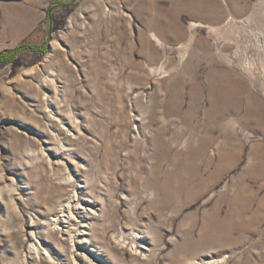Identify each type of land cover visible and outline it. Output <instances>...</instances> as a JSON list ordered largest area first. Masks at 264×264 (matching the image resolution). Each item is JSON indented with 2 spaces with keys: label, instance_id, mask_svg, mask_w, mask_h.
I'll return each instance as SVG.
<instances>
[{
  "label": "rangeland",
  "instance_id": "obj_1",
  "mask_svg": "<svg viewBox=\"0 0 264 264\" xmlns=\"http://www.w3.org/2000/svg\"><path fill=\"white\" fill-rule=\"evenodd\" d=\"M0 264H264V0H0Z\"/></svg>",
  "mask_w": 264,
  "mask_h": 264
},
{
  "label": "bare ground",
  "instance_id": "obj_2",
  "mask_svg": "<svg viewBox=\"0 0 264 264\" xmlns=\"http://www.w3.org/2000/svg\"><path fill=\"white\" fill-rule=\"evenodd\" d=\"M237 9V7H236ZM242 9H245V8H240V10ZM161 140H163L161 138ZM161 144L164 145V142H162ZM196 168L193 169V176L197 177L196 174ZM198 181L201 180V178L199 179V177H197ZM190 180V176L188 174H185V173H182L177 179H176V185H168L167 184V191H168V194L171 195V193H174L176 195L180 194L182 191V193L186 192V191H195L196 189L200 188L201 186H199V182L195 185H190L188 184ZM193 182V181H192ZM201 182H203L201 180ZM187 193V192H186ZM77 209H83L82 211L80 210V215L84 216V217H87L88 214H89V211H87V207L81 203V202H78L75 206ZM68 211V214H67V218L65 219L64 217L66 216L65 215V212ZM63 213L62 217L61 218H58L57 219V222H60L58 224H63V223H66L67 221L70 222L73 220V209H72V206H71V203H69L68 205L64 206V208L62 209L61 211ZM85 219V218H84ZM83 222V221H82ZM75 223V222H74ZM81 225V224H80ZM72 232V231H71ZM81 234H86V231H85V228L81 227V226H77V229L74 230V233L72 234V240L74 241L78 235H81ZM86 239V238H85ZM72 241V242H73Z\"/></svg>",
  "mask_w": 264,
  "mask_h": 264
}]
</instances>
